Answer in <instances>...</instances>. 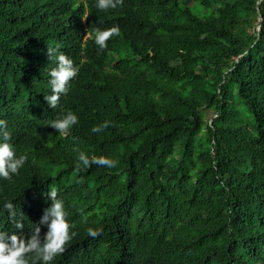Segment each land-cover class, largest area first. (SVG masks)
I'll return each instance as SVG.
<instances>
[{
  "label": "trees",
  "instance_id": "1",
  "mask_svg": "<svg viewBox=\"0 0 264 264\" xmlns=\"http://www.w3.org/2000/svg\"><path fill=\"white\" fill-rule=\"evenodd\" d=\"M79 7L0 0V120L27 157L0 180V229L43 242L55 187L75 235L51 264H264V0L90 4V30L117 29L102 50ZM61 52L79 71L52 108Z\"/></svg>",
  "mask_w": 264,
  "mask_h": 264
},
{
  "label": "clouds",
  "instance_id": "2",
  "mask_svg": "<svg viewBox=\"0 0 264 264\" xmlns=\"http://www.w3.org/2000/svg\"><path fill=\"white\" fill-rule=\"evenodd\" d=\"M81 9L84 12L79 24L83 30V38L85 43L91 41L93 46L104 49L108 39L117 34V29L110 30H90L88 20V9L90 4L98 10H107L116 8L122 3V0H96L94 4L91 0H78ZM102 9V10H101ZM55 53V49H48L50 59ZM79 68L74 66L73 60L64 53L55 54V67L48 72L50 90L52 94L45 95V100L49 107L56 108L58 101L62 103L67 96L68 83L74 80ZM66 93V94H65ZM65 94V95H62ZM72 99V98H68ZM78 117L72 111H68L62 116L49 121L47 125L58 130L59 134L67 132L73 125L77 124ZM107 126L106 124L104 125ZM6 125L3 120H0V180L11 179L18 174L19 170L24 166L27 157L17 155L14 145L11 143V135L5 130ZM100 127H93V132H99ZM80 165L87 167L90 164L88 156L84 152H80L77 157ZM91 163L114 167L115 161L106 158H93ZM79 166V165H78ZM48 197L51 200L49 207L45 209L40 224L46 225L47 232L44 235L43 242L40 239L41 228L35 225L31 229V234L28 238L21 236L15 232L11 235L4 229H0V264H51V262L64 251L66 243L72 239L75 232L70 231V223L67 218L64 201L58 197V190L55 187L49 188ZM4 207L11 212L12 203H5ZM21 219L15 220V227L22 228ZM88 235L95 237L99 233L93 228L87 229Z\"/></svg>",
  "mask_w": 264,
  "mask_h": 264
}]
</instances>
